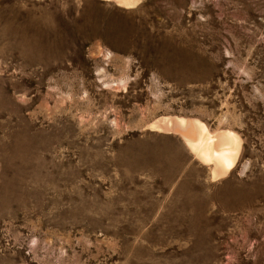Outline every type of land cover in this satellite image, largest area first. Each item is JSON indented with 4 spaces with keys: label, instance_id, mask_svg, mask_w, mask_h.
Wrapping results in <instances>:
<instances>
[{
    "label": "rangeland",
    "instance_id": "obj_1",
    "mask_svg": "<svg viewBox=\"0 0 264 264\" xmlns=\"http://www.w3.org/2000/svg\"><path fill=\"white\" fill-rule=\"evenodd\" d=\"M0 264H264V0H0Z\"/></svg>",
    "mask_w": 264,
    "mask_h": 264
},
{
    "label": "bare ground",
    "instance_id": "obj_2",
    "mask_svg": "<svg viewBox=\"0 0 264 264\" xmlns=\"http://www.w3.org/2000/svg\"><path fill=\"white\" fill-rule=\"evenodd\" d=\"M137 0H115L116 4L129 7ZM149 128L177 133L189 151L202 164H211L212 176L222 177L233 166L239 153L240 138L229 129L210 131L206 124L195 117L167 116L148 123Z\"/></svg>",
    "mask_w": 264,
    "mask_h": 264
}]
</instances>
